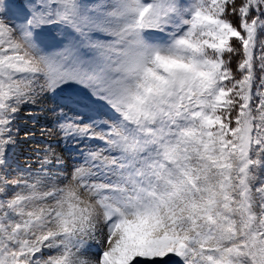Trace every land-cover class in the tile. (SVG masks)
Wrapping results in <instances>:
<instances>
[{"label": "snow or ice", "instance_id": "1", "mask_svg": "<svg viewBox=\"0 0 264 264\" xmlns=\"http://www.w3.org/2000/svg\"><path fill=\"white\" fill-rule=\"evenodd\" d=\"M73 84L58 130L99 143L22 166ZM0 264H264V0H0Z\"/></svg>", "mask_w": 264, "mask_h": 264}, {"label": "rangeland", "instance_id": "2", "mask_svg": "<svg viewBox=\"0 0 264 264\" xmlns=\"http://www.w3.org/2000/svg\"><path fill=\"white\" fill-rule=\"evenodd\" d=\"M231 18V17H230ZM235 63H233V67ZM73 93L79 96H86L87 91L80 85L65 86L63 91L58 90L54 95L51 92L41 93L34 105H25L21 108L19 119L16 123L20 126L18 133L19 144L17 157L22 166L31 164L33 168L38 166V156H43L46 149L61 157L63 164L61 168L66 174L82 162L80 150L95 147L99 142L95 140H83L67 142L62 138L58 130L57 122L60 119L58 113L60 106L57 98L61 95ZM68 110L65 109V112ZM87 121V116L84 117ZM15 175V173L13 174ZM98 239H103L98 236ZM100 245L92 242V251L85 253L89 258L95 259Z\"/></svg>", "mask_w": 264, "mask_h": 264}]
</instances>
